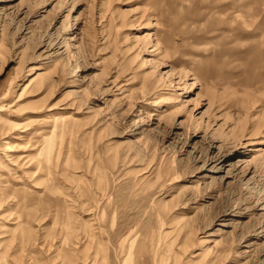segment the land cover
Masks as SVG:
<instances>
[{
	"label": "rangeland",
	"instance_id": "rangeland-1",
	"mask_svg": "<svg viewBox=\"0 0 264 264\" xmlns=\"http://www.w3.org/2000/svg\"><path fill=\"white\" fill-rule=\"evenodd\" d=\"M0 264H264V0H0Z\"/></svg>",
	"mask_w": 264,
	"mask_h": 264
}]
</instances>
